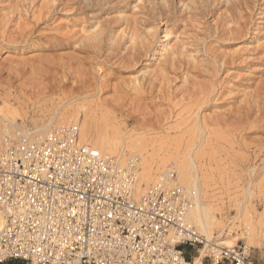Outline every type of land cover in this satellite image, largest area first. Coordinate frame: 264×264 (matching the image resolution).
<instances>
[{
    "label": "rangeland",
    "instance_id": "374dc122",
    "mask_svg": "<svg viewBox=\"0 0 264 264\" xmlns=\"http://www.w3.org/2000/svg\"><path fill=\"white\" fill-rule=\"evenodd\" d=\"M261 36L264 0H0V119L32 130L58 109L100 107L123 135L202 146L206 202L245 236L264 228ZM248 253L264 264V246Z\"/></svg>",
    "mask_w": 264,
    "mask_h": 264
},
{
    "label": "built area",
    "instance_id": "2783aa9c",
    "mask_svg": "<svg viewBox=\"0 0 264 264\" xmlns=\"http://www.w3.org/2000/svg\"><path fill=\"white\" fill-rule=\"evenodd\" d=\"M72 124L37 141L0 144V263L187 264L204 238L175 171L137 199V165L81 143ZM210 264H255L245 245L206 254Z\"/></svg>",
    "mask_w": 264,
    "mask_h": 264
},
{
    "label": "bare ground",
    "instance_id": "6f19581e",
    "mask_svg": "<svg viewBox=\"0 0 264 264\" xmlns=\"http://www.w3.org/2000/svg\"><path fill=\"white\" fill-rule=\"evenodd\" d=\"M96 1L100 2V0ZM109 21L105 20L106 23H111ZM93 37V40H89L90 43L97 41V35ZM263 40L264 37L259 38L257 43L260 44ZM169 51L170 47L168 44H164L158 53L160 58L152 57V60H161V57H165ZM246 103L248 104L249 102ZM255 106L258 109L261 107L258 101ZM99 108L94 110L92 106L91 108L80 106L77 109L65 107L62 109V112L58 109L56 111L57 115H53L48 121L45 120L46 122L36 127L34 126L33 129L31 128L32 130L28 129L25 125H18L11 120L0 119L2 123L0 125V144L6 137L37 141L45 137L54 128L72 124L78 125L81 143L88 144L103 155L114 158L122 168L128 167L132 162H136L138 181L135 187V196L137 199H140L149 187L158 183L163 176L172 171L177 173V178L173 184L183 187L192 201V206L187 213L186 219L203 236L205 243V246L200 249V255L195 257L192 262H187V264H203V258L207 253L223 247L233 248L236 246L238 240L247 242V245H245L247 251L251 250L252 247L261 248L264 246V228L257 226L258 224L251 223L245 236L226 234L229 225L219 221L215 215V210L206 202L207 175L200 163L201 156H204L201 149L202 146H198L196 149L191 147L181 152L178 146H174V142L171 139H166V137L161 141L147 142V137L143 138L140 135L135 136V134L123 135L121 133L123 131L119 130L120 128L113 127L114 125H110L106 122V119L105 123L102 122L101 119L103 117L100 118L98 114L101 110ZM251 114L252 112H249L245 115L248 120ZM194 121L197 122L196 124H199V120L196 119ZM3 225L4 221L0 215V229Z\"/></svg>",
    "mask_w": 264,
    "mask_h": 264
},
{
    "label": "crops",
    "instance_id": "0c3cea01",
    "mask_svg": "<svg viewBox=\"0 0 264 264\" xmlns=\"http://www.w3.org/2000/svg\"><path fill=\"white\" fill-rule=\"evenodd\" d=\"M184 251L187 253L186 248H184ZM187 255H188V262H192L195 258L194 255L192 253L190 254L187 253Z\"/></svg>",
    "mask_w": 264,
    "mask_h": 264
}]
</instances>
